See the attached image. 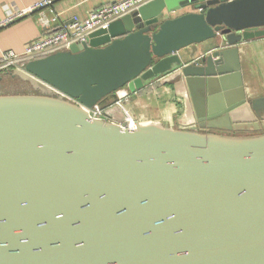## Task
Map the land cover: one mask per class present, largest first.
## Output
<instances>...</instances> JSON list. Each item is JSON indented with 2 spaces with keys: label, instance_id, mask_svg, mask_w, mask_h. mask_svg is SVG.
Masks as SVG:
<instances>
[{
  "label": "water",
  "instance_id": "water-1",
  "mask_svg": "<svg viewBox=\"0 0 264 264\" xmlns=\"http://www.w3.org/2000/svg\"><path fill=\"white\" fill-rule=\"evenodd\" d=\"M263 37L264 0H151L6 70L33 92L0 94V264H264V96L239 53ZM158 78L196 129L110 119L118 89Z\"/></svg>",
  "mask_w": 264,
  "mask_h": 264
},
{
  "label": "crops",
  "instance_id": "crops-1",
  "mask_svg": "<svg viewBox=\"0 0 264 264\" xmlns=\"http://www.w3.org/2000/svg\"><path fill=\"white\" fill-rule=\"evenodd\" d=\"M37 1L40 0H0V19L6 16L7 10L15 11ZM114 1L116 0H52L51 6L43 10L49 15V9L57 13V24L60 26L69 24L73 17L83 20L87 18V15L92 10ZM185 11L180 10L174 14H170L168 17L176 16ZM37 13L38 11L22 16L5 27L0 28V55L2 51L8 49L16 53L23 51L27 43L36 39L44 32L43 28L38 24ZM163 15L164 17L167 16L165 12H163ZM220 42V38H216L204 45H198V51L193 59H198L203 52L219 45ZM239 53L247 95L251 97L249 92L256 91V97L264 96V37L241 44ZM183 57L188 60L187 53H183ZM6 76L10 77L6 71H0V88H3L0 90V94L13 93L5 88L21 85L19 84V82H22L20 79L17 78L16 81H12ZM10 78L13 79L15 77ZM160 79L158 78L149 82L141 90L132 93L125 101V110L128 111L132 119L154 121L173 128L196 129L195 115L191 108L188 91L185 86L181 85L178 79L173 81V83H177L175 86L173 83L161 82ZM23 86L27 89L23 93L33 92L28 84ZM111 112L113 121L121 123L122 112L117 109ZM200 131L212 130L201 129ZM261 131H264V124ZM223 133L238 134L240 132L224 131Z\"/></svg>",
  "mask_w": 264,
  "mask_h": 264
},
{
  "label": "built area",
  "instance_id": "built-area-1",
  "mask_svg": "<svg viewBox=\"0 0 264 264\" xmlns=\"http://www.w3.org/2000/svg\"><path fill=\"white\" fill-rule=\"evenodd\" d=\"M149 1L151 0H116L92 10L87 15V18L83 20L73 17L69 24L60 26L57 24V13L49 9V15L43 10L51 6L52 0H40L15 11L7 10L6 16L0 19V28L16 21L22 16L38 11L37 21L44 32L36 39L27 43L23 51L19 53L11 49L2 51L0 55V71L14 68L22 69L23 65L30 60L55 52L67 51L70 44L84 41L90 32L107 28L112 21L135 11L138 7ZM57 93L77 105H82L93 117L106 118L105 111L109 107H112L113 110H120L122 112V121L120 124L129 129L133 128L134 119L131 118L128 111L124 108L125 101L132 93L125 87L115 92L116 97L112 100L109 107H101L99 105L87 107L81 104L76 98L70 97L58 90ZM112 109L111 111H113ZM110 119H112V113Z\"/></svg>",
  "mask_w": 264,
  "mask_h": 264
},
{
  "label": "rangeland",
  "instance_id": "rangeland-1",
  "mask_svg": "<svg viewBox=\"0 0 264 264\" xmlns=\"http://www.w3.org/2000/svg\"><path fill=\"white\" fill-rule=\"evenodd\" d=\"M169 77H172L171 75L169 76ZM168 77V78H169ZM16 78V77H15ZM163 81V80H162ZM19 84H21V85H14V86H11V87H9V88H5V89H8V90H10L11 92H13V93H23V92H25L27 89L23 86V85H25V84H28V83H26L25 81H22V82H19ZM3 88H0V90H2ZM258 94H261V93H259V92H257ZM249 95L251 96V97H256L257 96V94H256V91H250L249 92ZM245 134H250V133H243V132H240V133H238V134H236V133H234V135H245Z\"/></svg>",
  "mask_w": 264,
  "mask_h": 264
},
{
  "label": "trees",
  "instance_id": "trees-1",
  "mask_svg": "<svg viewBox=\"0 0 264 264\" xmlns=\"http://www.w3.org/2000/svg\"><path fill=\"white\" fill-rule=\"evenodd\" d=\"M6 77H8V76H6ZM8 79H10V80H12V81H16V80H17V78H13V79H11L10 77H8Z\"/></svg>",
  "mask_w": 264,
  "mask_h": 264
},
{
  "label": "flooded vegetation",
  "instance_id": "flooded-vegetation-1",
  "mask_svg": "<svg viewBox=\"0 0 264 264\" xmlns=\"http://www.w3.org/2000/svg\"><path fill=\"white\" fill-rule=\"evenodd\" d=\"M244 133V132H243Z\"/></svg>",
  "mask_w": 264,
  "mask_h": 264
}]
</instances>
